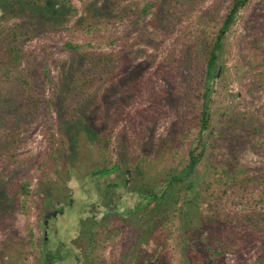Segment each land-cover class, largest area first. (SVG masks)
Returning a JSON list of instances; mask_svg holds the SVG:
<instances>
[{"label": "trees", "instance_id": "trees-1", "mask_svg": "<svg viewBox=\"0 0 264 264\" xmlns=\"http://www.w3.org/2000/svg\"><path fill=\"white\" fill-rule=\"evenodd\" d=\"M22 3L33 21L10 20L1 31L0 101L17 83L25 117L47 109L75 124L80 113H97L103 166L91 176L104 181L96 180L98 211L79 219L84 264H227L229 256L254 255L264 264V0H169L156 27L145 21L158 15L157 0H100L94 9L109 10L80 23L74 0ZM14 5L0 0V22ZM248 10L257 18L248 20ZM45 29L72 63L61 105L56 89L47 96L32 76L31 42ZM235 54L242 59L232 67ZM58 125H47L54 165L69 144ZM146 139L152 150L143 155ZM246 144L260 161L239 158ZM125 152L141 156L146 175L132 186L120 161ZM140 227L147 236L131 258L106 262L103 249Z\"/></svg>", "mask_w": 264, "mask_h": 264}, {"label": "rangeland", "instance_id": "rangeland-1", "mask_svg": "<svg viewBox=\"0 0 264 264\" xmlns=\"http://www.w3.org/2000/svg\"><path fill=\"white\" fill-rule=\"evenodd\" d=\"M10 1L15 5L0 22V34L6 28L7 21H33L34 14L23 5L22 0ZM74 1L80 8L79 15L74 19L77 23L91 18L93 14L103 16L109 10V5L101 11L94 9L95 2L100 0ZM157 1L158 15L145 21L150 22L152 27L163 24L165 15H162L160 6L169 2ZM109 3L111 5L113 2ZM258 13L248 10L245 15L251 20L257 18ZM242 29V24L235 26L231 38L237 39ZM44 31L31 42L32 76L35 85L47 96L53 95L56 89L59 95L57 104L61 105L72 73V63L58 40L59 36L52 30ZM245 42L246 39H243ZM90 47L86 49L90 50ZM240 59L235 54L229 65L235 66ZM45 71L49 73V81ZM231 89L234 94L241 89L238 80H235ZM20 97L21 89L14 83L5 90L0 101V264H48L42 245H45L46 252L54 254L50 256L54 264H84V251L79 242V219L98 211L94 204L100 203L102 197L97 190L96 180L104 181L91 176L93 171L103 166L97 142V113L92 109L80 113L75 124L70 123L69 119L63 120L65 113H49L47 109L42 115L29 118L21 112ZM59 121L63 122V136L69 144L58 164L54 165L50 157L53 146L47 134L48 126L51 125H55L53 130L57 131ZM165 126L163 122L160 123L157 132L164 131ZM141 147L143 155L152 150L149 139L144 140ZM237 151L239 158L246 162L261 160L250 144L243 145ZM140 160L141 156L126 152L120 158L122 167L127 171L125 179H128L130 186L146 176L139 173ZM56 211L60 212L54 217L48 216ZM145 234L141 227L135 228L124 241L109 244L103 249L106 262L118 261L119 258L128 261L135 252V243L141 236H147ZM145 247L151 252L155 250L156 244L148 238ZM225 263L260 264V259L257 255L241 258L229 256ZM139 264L147 262L145 260Z\"/></svg>", "mask_w": 264, "mask_h": 264}, {"label": "flooded vegetation", "instance_id": "flooded-vegetation-1", "mask_svg": "<svg viewBox=\"0 0 264 264\" xmlns=\"http://www.w3.org/2000/svg\"><path fill=\"white\" fill-rule=\"evenodd\" d=\"M53 215H56V213L53 212V213H49V214H48L49 217H51V216H53ZM50 264H52V263H50Z\"/></svg>", "mask_w": 264, "mask_h": 264}]
</instances>
